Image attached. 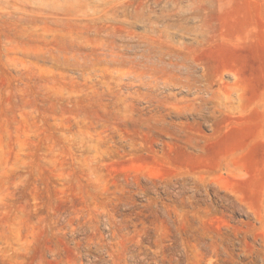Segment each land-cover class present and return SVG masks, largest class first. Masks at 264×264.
Listing matches in <instances>:
<instances>
[{
    "label": "rangeland",
    "instance_id": "rangeland-1",
    "mask_svg": "<svg viewBox=\"0 0 264 264\" xmlns=\"http://www.w3.org/2000/svg\"><path fill=\"white\" fill-rule=\"evenodd\" d=\"M0 264H264V0H0Z\"/></svg>",
    "mask_w": 264,
    "mask_h": 264
}]
</instances>
